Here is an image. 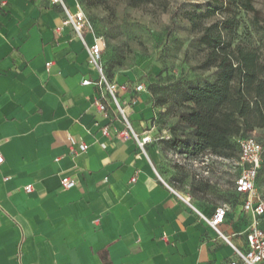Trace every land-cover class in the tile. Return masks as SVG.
I'll return each instance as SVG.
<instances>
[{"label":"crops","instance_id":"1","mask_svg":"<svg viewBox=\"0 0 264 264\" xmlns=\"http://www.w3.org/2000/svg\"><path fill=\"white\" fill-rule=\"evenodd\" d=\"M65 1L72 12L79 9L78 0ZM64 19L52 0H0V264L235 259L200 214L211 216L218 206L199 205L159 170L158 108L145 90L120 89L128 130L106 88L94 83L98 73L87 51L94 32L85 30L83 41ZM87 78L93 83L84 84ZM111 83L141 82L118 76ZM146 135L152 140L141 148ZM64 176L76 185L63 187ZM244 199L239 193L228 205L221 230L246 250L255 217L242 209Z\"/></svg>","mask_w":264,"mask_h":264},{"label":"rangeland","instance_id":"2","mask_svg":"<svg viewBox=\"0 0 264 264\" xmlns=\"http://www.w3.org/2000/svg\"><path fill=\"white\" fill-rule=\"evenodd\" d=\"M78 4L102 40L101 63L108 80L123 76L143 83L149 101L158 108L155 137L162 151L158 168L167 181L199 205L234 207L239 198L238 152L189 153L184 145L193 141V133L179 118L187 110L179 90L216 80L215 67H201L209 50L199 43L204 29L214 22L234 19L227 35L232 46L255 48L264 60V0H254L258 14L232 3L205 16L197 15L208 12L213 0H78ZM247 135L264 145V127L242 134ZM173 138L179 142L176 148L165 142ZM257 188L264 199V168Z\"/></svg>","mask_w":264,"mask_h":264},{"label":"trees","instance_id":"3","mask_svg":"<svg viewBox=\"0 0 264 264\" xmlns=\"http://www.w3.org/2000/svg\"><path fill=\"white\" fill-rule=\"evenodd\" d=\"M213 3L208 12L197 16L215 12L219 7L228 9L232 3L258 14L254 0H213ZM190 19L195 20L192 16ZM233 28L231 18L214 22L204 29L199 40L209 50L201 67H215L216 80L179 90L187 108L179 118L193 133V141L184 146L192 155L208 150L227 156L238 152L234 158L237 160L238 139L246 137L242 134L264 127V60L255 48L232 46L227 35ZM165 142L173 148L179 143L176 138ZM263 168L264 160L259 177Z\"/></svg>","mask_w":264,"mask_h":264},{"label":"built area","instance_id":"4","mask_svg":"<svg viewBox=\"0 0 264 264\" xmlns=\"http://www.w3.org/2000/svg\"><path fill=\"white\" fill-rule=\"evenodd\" d=\"M55 4H61L65 11L64 25H70L75 31L76 35L85 41L84 32L90 30L93 32L92 26L82 9L72 12L65 0H52ZM88 60L98 73V78L94 81L99 86H104L107 95L111 97L113 102L116 103L119 111L122 113L126 128L132 130L130 119L124 111L123 105L117 92L125 91H143L145 85L137 83L133 87L127 84H112L106 77L101 60L103 58V43L100 38L95 36L94 43L87 45ZM84 84L93 83L89 78L83 81ZM98 108L104 111L106 106L104 103L99 102ZM104 133L109 134V129L104 128ZM124 133V132H123ZM134 133V132H133ZM135 134V133H134ZM152 140L151 135H146L138 140L141 148ZM239 157L236 164L239 166V174L236 179L235 188L237 192L245 195L242 204V209L250 212L255 217L252 226L247 230L246 237L248 248L241 249L233 244L228 236L221 230V224L225 221L229 207L226 204L219 205L211 216H201L205 219L209 227H211L221 238L229 243L233 248L236 255L235 259L230 260L227 264H263L264 263V229L259 226V219L264 216V199L258 192L257 180L259 177L260 169L263 164L264 145L255 136L250 135L238 139ZM81 148H86V144H82ZM4 161V156L0 153V164ZM63 187L72 188L76 185V181L70 176H64L61 180ZM25 191L30 193L33 191V185L28 184L24 187ZM188 199H190L188 197Z\"/></svg>","mask_w":264,"mask_h":264}]
</instances>
